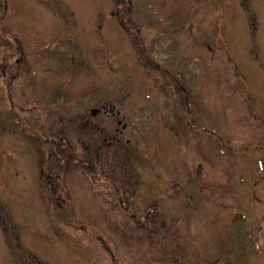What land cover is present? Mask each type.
Instances as JSON below:
<instances>
[{"label":"rangeland","instance_id":"374dc122","mask_svg":"<svg viewBox=\"0 0 264 264\" xmlns=\"http://www.w3.org/2000/svg\"><path fill=\"white\" fill-rule=\"evenodd\" d=\"M0 264H264V0H0Z\"/></svg>","mask_w":264,"mask_h":264},{"label":"trees","instance_id":"16d2710c","mask_svg":"<svg viewBox=\"0 0 264 264\" xmlns=\"http://www.w3.org/2000/svg\"><path fill=\"white\" fill-rule=\"evenodd\" d=\"M57 94L58 95H60L61 94V92H60V90L57 92ZM58 95H57V97H58ZM68 99V98H67ZM108 144H110V146L112 147V143H108ZM107 146V145H106ZM125 175V177H126V179H127V184H129V178L127 177V174H124ZM124 183V182H123ZM245 216L244 215H240V214H234V218H233V220H232V222L231 223H234V222H236L237 221V223H238V221H240L241 220V218H244ZM229 227H227L226 228V231H225V235L221 238V241L223 242V246H222V249H220L221 251H222V253H224L225 251H228V246H227V244L229 243V240L232 238V236L230 235V234H228V233H230L229 231H231V229H229ZM247 233L249 234V235H251V233H249V231H247ZM247 234V235H248ZM255 244V243H254ZM256 245V244H255ZM227 246V247H226Z\"/></svg>","mask_w":264,"mask_h":264}]
</instances>
